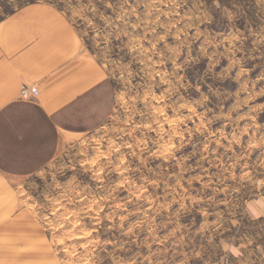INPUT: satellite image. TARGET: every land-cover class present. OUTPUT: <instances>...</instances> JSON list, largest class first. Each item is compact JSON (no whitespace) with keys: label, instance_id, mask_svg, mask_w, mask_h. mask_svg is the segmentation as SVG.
<instances>
[{"label":"rangeland","instance_id":"rangeland-1","mask_svg":"<svg viewBox=\"0 0 264 264\" xmlns=\"http://www.w3.org/2000/svg\"><path fill=\"white\" fill-rule=\"evenodd\" d=\"M35 2L49 3L0 0V22ZM205 15L195 0H135L99 22L67 16L114 105L65 137L47 174L0 183V264H189L261 235L264 0ZM253 255L241 264H264Z\"/></svg>","mask_w":264,"mask_h":264},{"label":"crops","instance_id":"crops-1","mask_svg":"<svg viewBox=\"0 0 264 264\" xmlns=\"http://www.w3.org/2000/svg\"><path fill=\"white\" fill-rule=\"evenodd\" d=\"M17 99L51 122L42 141L32 129L0 128L6 190L48 166L66 136L98 128L112 112L110 78L79 50L69 18L47 2L24 5L0 22V104Z\"/></svg>","mask_w":264,"mask_h":264},{"label":"snow or ice","instance_id":"snow-or-ice-1","mask_svg":"<svg viewBox=\"0 0 264 264\" xmlns=\"http://www.w3.org/2000/svg\"><path fill=\"white\" fill-rule=\"evenodd\" d=\"M48 2L59 11L64 12L66 16L71 17L75 14L78 19L83 20L85 17H91L99 22L101 10L110 12L115 16L116 12L122 7L130 10V4L135 3V0H48ZM187 4L191 6L193 0H187ZM195 6L207 14L203 16V21H206L209 26L216 20L224 23L230 16L238 19L248 15V0H195ZM89 30L91 31V28ZM98 38L103 42L102 35ZM261 80L264 81V77H261ZM204 87L208 91L207 85ZM209 95H212L210 91ZM253 115L255 116L257 113L253 112ZM260 120L264 121V114L260 115ZM5 122L9 128L32 129L35 132L36 139L42 141L46 134L44 124L50 123L51 117L38 113L33 110L30 103H24L17 99L6 104H0V128L4 127ZM48 171L45 168V174ZM259 222L257 220L253 223ZM249 236L256 237V233L251 231ZM229 243L231 244V241ZM258 244L261 246L259 249H257ZM249 251L254 253L253 259L260 257L264 253V231L251 242L245 239L242 248L228 245L221 248L217 244L215 249L209 246L200 253H196L193 250L189 257V264H241Z\"/></svg>","mask_w":264,"mask_h":264}]
</instances>
